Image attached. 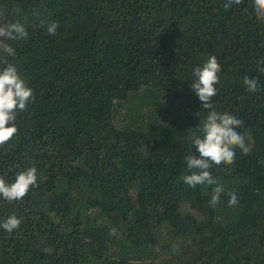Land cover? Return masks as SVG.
<instances>
[{
  "label": "trees",
  "instance_id": "obj_1",
  "mask_svg": "<svg viewBox=\"0 0 264 264\" xmlns=\"http://www.w3.org/2000/svg\"><path fill=\"white\" fill-rule=\"evenodd\" d=\"M225 2L0 0V23L28 31L7 43L35 96L0 146V175L38 170L23 199L0 197V223L22 221L0 228V264H264V19L253 0ZM213 54V107L243 121L251 148L210 169L225 189L215 207V185L182 179L208 111L193 70Z\"/></svg>",
  "mask_w": 264,
  "mask_h": 264
},
{
  "label": "clouds",
  "instance_id": "obj_2",
  "mask_svg": "<svg viewBox=\"0 0 264 264\" xmlns=\"http://www.w3.org/2000/svg\"><path fill=\"white\" fill-rule=\"evenodd\" d=\"M243 0H226L223 7L230 8L233 4H240ZM254 13L257 19H264V0H253ZM59 25L57 22L47 24V33L56 35ZM28 31L19 22L0 23V146L5 145L18 132L16 124L17 112L27 111V106L35 100L34 92L28 86L26 79L18 71L17 65L10 62L15 58L16 48L7 41H26ZM260 64H264L261 59ZM259 72H264V67L258 66ZM221 64L215 54L211 55L202 66L193 70L195 77L192 88L201 101L203 108L208 110L206 117L199 126V134L193 132L190 136L195 153L189 152L184 160L191 174L182 177L183 182L193 188L197 185H215L210 205L215 207L220 202L221 194L225 189L212 175L210 169L213 165H231L235 162L236 149L239 148L244 155L250 153L251 148L245 142V136L238 131L243 126V121L227 111H217L213 107L212 98L217 94L216 85L220 81ZM243 82L248 91L256 92L258 80L243 77ZM38 170L35 165L19 171L14 181L6 182L0 175V197L8 201L23 199L30 189L37 185ZM229 206L238 203L235 193H229ZM21 218L12 214L2 223L0 228L7 232L18 229ZM177 246H173L176 250Z\"/></svg>",
  "mask_w": 264,
  "mask_h": 264
}]
</instances>
